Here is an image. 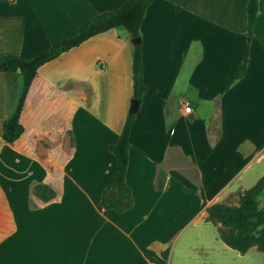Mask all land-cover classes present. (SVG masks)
Returning a JSON list of instances; mask_svg holds the SVG:
<instances>
[{"label":"crops","instance_id":"0c3cea01","mask_svg":"<svg viewBox=\"0 0 264 264\" xmlns=\"http://www.w3.org/2000/svg\"><path fill=\"white\" fill-rule=\"evenodd\" d=\"M126 1L0 0V56L32 58ZM247 3L153 0L138 38L114 28L42 65L40 75L78 108L70 134L37 131L33 156L12 149L2 137L23 75L0 72V186L16 226L0 242V264L264 261V252L255 246L241 253L218 232L201 238L189 233L179 241L174 231L211 223L209 205L251 188L264 176V10L248 37ZM136 42L142 45L146 85L139 100L132 86ZM241 64L246 65L243 77L222 92ZM186 105L191 113H185ZM131 112L126 183L133 206L122 213L103 210L101 194L116 169L108 148ZM50 147L65 153L72 148L64 166L48 160ZM183 157L192 178L188 168L172 166ZM55 169L63 171L60 197L39 207L31 187L48 182ZM182 212L190 213L183 226L181 217L174 216ZM153 241L171 245L167 260L149 248Z\"/></svg>","mask_w":264,"mask_h":264},{"label":"trees","instance_id":"16d2710c","mask_svg":"<svg viewBox=\"0 0 264 264\" xmlns=\"http://www.w3.org/2000/svg\"><path fill=\"white\" fill-rule=\"evenodd\" d=\"M153 0H127L117 9L98 13L80 25L76 33L56 39L51 47L32 58H22L7 54L0 56V72L20 71L23 75V89L12 114L3 122L2 137L14 150L28 156L34 155V138L37 131L43 133L58 131L60 128L71 131V118L78 108V103L51 84L39 73V68L58 58L62 53L82 44L95 35L114 28H124L132 38L140 36V27L148 6ZM264 10V0H248L247 3V35L252 37L257 14ZM249 44L245 48L248 57ZM133 98L139 100L146 91L143 78L142 45L134 44L132 57ZM246 65H239L232 79L222 92L238 79L243 77ZM135 112L127 115L117 141L109 146L115 157V172L101 194L103 210L125 212L133 206L131 188L126 183L128 169L130 133ZM69 153L59 147H50L48 160L64 166L70 159ZM63 171L55 169L46 183H35L31 187L34 200L39 207L54 202L60 197ZM264 192V176L254 186L239 194V204L229 206L215 203L207 208V221L220 224L218 233L221 239L231 248L244 253L256 246L264 252V207L258 208L257 197ZM16 229L6 196L0 186V242L11 235ZM149 248L162 260L170 255L171 245L153 241Z\"/></svg>","mask_w":264,"mask_h":264},{"label":"rangeland","instance_id":"374dc122","mask_svg":"<svg viewBox=\"0 0 264 264\" xmlns=\"http://www.w3.org/2000/svg\"><path fill=\"white\" fill-rule=\"evenodd\" d=\"M62 131H65V132H68L67 129L65 128H60L58 131H53L55 133H60ZM70 134V132H68ZM186 158H182V161L180 162H177L176 164L174 163L172 166H176V165H181L180 167L182 168H188L187 166L189 164L185 163ZM189 172V175L190 177L192 178V175L193 173L189 170H187ZM261 172H264V165H262V168L260 170ZM163 172V171H161ZM196 180V179H195ZM196 183V182H195ZM239 193H234V194H230L228 197H225L224 199H218L217 201H215L214 203L212 204H215V203H223V204H227L229 206H237L239 204ZM257 202H258V208H263L264 207V192H262L258 197H257ZM211 204V205H212ZM209 205V206H211ZM208 206V207H209ZM207 207V208H208ZM207 211V210H206ZM189 212H182V213H178V214H174L175 217H181V226H183V222L189 217ZM208 214V213H207ZM217 227V229H216ZM221 227L220 224H213V223H205L203 221H199L197 222L196 225L194 224H190L188 225L187 227H182L180 230L178 228L174 229L175 233L178 234V238H179V241H181V239H183L185 236H187L189 233H191V237L192 238H201L202 234H204L205 236H211V234L213 235H218V228ZM179 232V233H178ZM256 247V246H255ZM257 248V247H256ZM258 249V248H257ZM259 250V249H258ZM263 252V251H262ZM264 255V254H262ZM261 257H264V256H261ZM179 259V258H177ZM246 264H264V261H261V262H249L246 263Z\"/></svg>","mask_w":264,"mask_h":264},{"label":"built area","instance_id":"2783aa9c","mask_svg":"<svg viewBox=\"0 0 264 264\" xmlns=\"http://www.w3.org/2000/svg\"><path fill=\"white\" fill-rule=\"evenodd\" d=\"M184 111H185V113H191L192 112V107L190 105H186L184 107Z\"/></svg>","mask_w":264,"mask_h":264}]
</instances>
